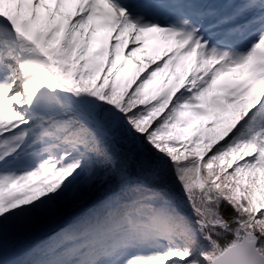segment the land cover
Masks as SVG:
<instances>
[{"label": "snow or ice", "instance_id": "1", "mask_svg": "<svg viewBox=\"0 0 264 264\" xmlns=\"http://www.w3.org/2000/svg\"><path fill=\"white\" fill-rule=\"evenodd\" d=\"M0 264H264V0H0Z\"/></svg>", "mask_w": 264, "mask_h": 264}]
</instances>
